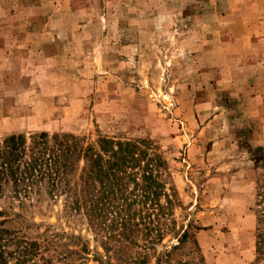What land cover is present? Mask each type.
<instances>
[{"label":"rangeland","instance_id":"obj_1","mask_svg":"<svg viewBox=\"0 0 264 264\" xmlns=\"http://www.w3.org/2000/svg\"><path fill=\"white\" fill-rule=\"evenodd\" d=\"M40 133L104 163L102 141L132 151L118 180L89 182L82 155L70 193L21 203L6 188L0 220L43 245L36 262L251 264L264 229V0H0V141Z\"/></svg>","mask_w":264,"mask_h":264},{"label":"trees","instance_id":"obj_2","mask_svg":"<svg viewBox=\"0 0 264 264\" xmlns=\"http://www.w3.org/2000/svg\"><path fill=\"white\" fill-rule=\"evenodd\" d=\"M102 143V151L112 152L111 160L106 163L103 156L96 154L94 149H84L76 138L68 135L50 136L48 133H40L27 138L19 134L1 140L0 195L10 187L15 197L21 198L22 203L23 199L31 198L33 194L40 195L43 189L53 196L56 193H70L73 184L76 188L79 186V176H75L78 171L77 162L82 155L88 157L90 162L89 182L93 183L97 175L118 180L115 170H122L127 174L125 167L130 160L132 145L119 144L118 150H113V142ZM75 200V205L78 206L79 198ZM91 207L93 211V203ZM3 216L4 212L0 211V219ZM5 224L6 220H0V264H40L36 262L37 257L47 262L41 243L17 236L7 230ZM123 227L128 228L125 221ZM251 264H264L263 227H258L256 250Z\"/></svg>","mask_w":264,"mask_h":264}]
</instances>
